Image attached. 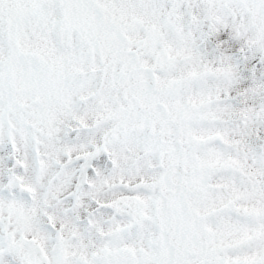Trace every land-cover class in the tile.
Listing matches in <instances>:
<instances>
[{
    "label": "snow or ice",
    "instance_id": "obj_1",
    "mask_svg": "<svg viewBox=\"0 0 264 264\" xmlns=\"http://www.w3.org/2000/svg\"><path fill=\"white\" fill-rule=\"evenodd\" d=\"M0 264H264V0H0Z\"/></svg>",
    "mask_w": 264,
    "mask_h": 264
}]
</instances>
